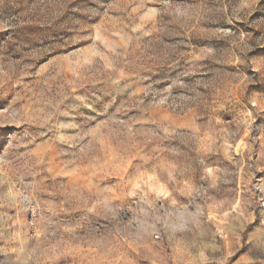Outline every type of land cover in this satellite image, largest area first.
Segmentation results:
<instances>
[{"label":"rangeland","instance_id":"obj_1","mask_svg":"<svg viewBox=\"0 0 264 264\" xmlns=\"http://www.w3.org/2000/svg\"><path fill=\"white\" fill-rule=\"evenodd\" d=\"M0 264H264V0H0Z\"/></svg>","mask_w":264,"mask_h":264},{"label":"snow or ice","instance_id":"obj_2","mask_svg":"<svg viewBox=\"0 0 264 264\" xmlns=\"http://www.w3.org/2000/svg\"><path fill=\"white\" fill-rule=\"evenodd\" d=\"M0 110H2V109H0Z\"/></svg>","mask_w":264,"mask_h":264}]
</instances>
